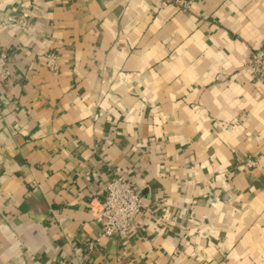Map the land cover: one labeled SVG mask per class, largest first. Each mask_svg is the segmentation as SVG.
Instances as JSON below:
<instances>
[{
    "label": "crops",
    "instance_id": "0c3cea01",
    "mask_svg": "<svg viewBox=\"0 0 264 264\" xmlns=\"http://www.w3.org/2000/svg\"><path fill=\"white\" fill-rule=\"evenodd\" d=\"M263 46L264 0H0V264H264ZM114 174L145 207L88 252Z\"/></svg>",
    "mask_w": 264,
    "mask_h": 264
},
{
    "label": "built area",
    "instance_id": "2783aa9c",
    "mask_svg": "<svg viewBox=\"0 0 264 264\" xmlns=\"http://www.w3.org/2000/svg\"><path fill=\"white\" fill-rule=\"evenodd\" d=\"M174 2L181 9L190 10L197 0H167ZM46 66L57 73L60 69L59 54L56 50L46 53ZM246 66L253 73V83L264 80V46L253 49L246 61ZM11 71L8 64V53L0 52V88L9 82ZM258 160L250 155L245 159V166L255 168ZM103 210L98 219L102 223V231L99 238L86 243L87 251L93 250L96 241L113 236H125L141 215L145 203L144 199L133 184L123 174H114L104 183Z\"/></svg>",
    "mask_w": 264,
    "mask_h": 264
}]
</instances>
